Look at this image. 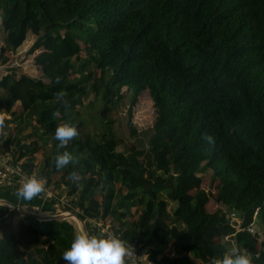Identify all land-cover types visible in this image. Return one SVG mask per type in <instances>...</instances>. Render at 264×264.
Listing matches in <instances>:
<instances>
[{
	"label": "trees",
	"instance_id": "trees-1",
	"mask_svg": "<svg viewBox=\"0 0 264 264\" xmlns=\"http://www.w3.org/2000/svg\"><path fill=\"white\" fill-rule=\"evenodd\" d=\"M0 17V66L31 33L29 54L37 53L42 74L0 81L2 128L16 126L0 135L2 149L32 174L40 142H50L37 178L49 186L60 175L55 184L68 190L67 211L88 228L89 220L115 225L130 217L112 232L151 264H206L241 254L264 264V0H0ZM124 89L131 138L147 139V147H128L112 131ZM90 92L102 102L99 139L77 120ZM143 92L156 119L138 135L132 114ZM63 123L78 134L61 146L53 134ZM64 151L73 161L57 169L55 156ZM205 171L212 172L215 195L202 188ZM211 199L227 211L209 213ZM256 211L261 243L246 231ZM231 212L244 218V231L229 223ZM1 228L0 264H67L63 247H39L35 228Z\"/></svg>",
	"mask_w": 264,
	"mask_h": 264
},
{
	"label": "rangeland",
	"instance_id": "rangeland-1",
	"mask_svg": "<svg viewBox=\"0 0 264 264\" xmlns=\"http://www.w3.org/2000/svg\"><path fill=\"white\" fill-rule=\"evenodd\" d=\"M4 38H5V33L3 31L2 21L0 17V49L4 47ZM35 41H36V37L30 33L27 36V40L25 41V43L18 49L17 52L12 53V54L7 53V56L9 57V62L4 66H0L1 67L0 81L8 74H13L16 78H20L21 76H24V75L30 78H33V79H38L42 77V74L39 68L34 63V57L37 55V53L33 55L29 54V50L31 49ZM82 56L85 57V54L83 53ZM126 91H127L126 89L123 90L125 99L121 101L118 111L116 113H112L110 116V119L113 123L112 131L119 140L121 141L124 140L128 147L131 146V143H135V142H138L139 144H142L144 147H147V139L140 138V137L131 138L130 130L128 127V122H129L128 111L130 108L131 97ZM101 107H102L101 97L97 96L93 92H90L88 97L84 100L83 105L78 107L77 120L82 121L84 123V132L93 135L97 139L101 137V134L104 131V127H103V124L100 118ZM14 111H16L18 115L19 114L21 115L23 109L21 107L20 102H17L15 104ZM3 118L10 119V116L3 115L2 119ZM155 119H156V114H155L153 101L151 100V97L148 92H143L138 97L136 108L132 114V122L134 125V130H136L137 134L140 135V133L153 127ZM15 127H16L15 124L12 123L11 125H9V130L0 128V135L1 134L5 136L8 135L9 131L11 130L14 131L16 129ZM30 134H31V129L28 128L24 131L22 136H26ZM39 145H40V150L35 155L36 168L33 172L35 177H37L43 165L44 159L46 157L51 156V143L50 142L48 143L40 142ZM138 158H139L140 164L143 167H148L147 159L144 155L140 154ZM199 176L202 178V188L212 193V195H215V189L210 186L212 172L205 171V172H202ZM59 177L60 175L54 176V179H53L54 181L49 186H46V183L43 180H41V182L44 186L43 191L46 190L45 192H48L52 195H57L59 198L63 199L64 202L62 201L60 202L59 209L61 210L62 213L64 212L63 214H65L66 212H69L66 209L67 207L66 201H68L66 194L68 190L64 186H61L60 188L56 187L55 183L59 181ZM193 190L194 189L189 191V193L186 196V199H189V197L193 195L194 193ZM14 209L12 210L11 215L9 217L2 218L0 216V238L2 236L1 227L3 225L4 226L10 225V223L14 221V217H16L17 213H20V211L23 215L26 214V212L23 211L22 209L19 211L17 209L15 210ZM219 209L223 211H227V209L223 205L217 204L213 199H211L209 204L207 205V211L209 213H215ZM63 214H60V217L68 218V216H64ZM71 216H75V215L72 214ZM92 221L93 220H89L88 225H90V227H96L97 229L103 226V228L108 227L110 231L112 232L113 227H119L118 226L119 223H116L114 225L113 224L114 222H112V219L110 218H108L105 221H99L98 223L100 224H95L96 221H93V222ZM83 224L84 226L85 225L87 226L86 222L85 223L83 222ZM78 226L79 225H77L76 227L78 228ZM257 226H258L259 231L263 233V227L259 223V221L257 222ZM18 231H19V227L16 228L15 232L18 233ZM170 256H172L171 252H170Z\"/></svg>",
	"mask_w": 264,
	"mask_h": 264
},
{
	"label": "clouds",
	"instance_id": "clouds-1",
	"mask_svg": "<svg viewBox=\"0 0 264 264\" xmlns=\"http://www.w3.org/2000/svg\"><path fill=\"white\" fill-rule=\"evenodd\" d=\"M74 125L63 123L55 128L53 138L59 141L61 146L66 145L70 139L77 135ZM209 143L211 137H206ZM73 161V156L68 152L58 153L55 156L54 165L61 169ZM70 179L76 180L78 176L71 173ZM41 180L35 176H28L24 182L16 188L17 200L30 201L43 191ZM127 249L124 242L115 237H98L88 233L76 235L71 242L70 248L63 252L62 259L67 264H125ZM213 264H252L251 259L246 255H224L222 259L215 260Z\"/></svg>",
	"mask_w": 264,
	"mask_h": 264
},
{
	"label": "crops",
	"instance_id": "crops-1",
	"mask_svg": "<svg viewBox=\"0 0 264 264\" xmlns=\"http://www.w3.org/2000/svg\"><path fill=\"white\" fill-rule=\"evenodd\" d=\"M0 128H2V121L0 122ZM16 188L17 187H0V216L2 218H7L11 215L13 209L9 206L15 208L20 207L28 212L23 215L20 211V213H17V216L14 217V221L10 223L15 234H19L22 227L28 228L31 226L37 230L38 235L36 238L39 247L47 243H52L63 247L65 250L70 248L71 242L76 235L81 233L92 235V227L88 228L86 225L85 227L83 221H79L75 216H71L72 214H70V212H66L65 214L61 212L59 204L61 201H64L57 195H52L45 192V190L33 197L30 201H24L23 199L17 200L15 196ZM60 214L68 216V218H62ZM131 220L130 217H127L124 219V223L126 224ZM133 222H136V220L133 219ZM125 224L119 223L118 226L121 227ZM77 225H79L78 228L76 227ZM18 227L19 231L16 233L15 230ZM174 255L175 254L172 253L171 257ZM124 259L125 264H127L126 257ZM194 264L204 263L195 260ZM252 264L254 263L252 262Z\"/></svg>",
	"mask_w": 264,
	"mask_h": 264
},
{
	"label": "built area",
	"instance_id": "built-area-1",
	"mask_svg": "<svg viewBox=\"0 0 264 264\" xmlns=\"http://www.w3.org/2000/svg\"><path fill=\"white\" fill-rule=\"evenodd\" d=\"M28 176H34V174L29 173V171L25 168L24 160H19L13 151H4L2 149V143L0 142V187H18ZM9 207L12 209L15 208L12 206ZM15 209L23 210V208L20 207H16ZM257 214L258 211H256L254 214L253 223L246 229V231L253 237H256L258 242L261 243L263 240V235L257 226ZM228 220L229 223L235 228L236 232L244 231L242 227L244 218L242 216H239L235 212H231L228 215ZM98 222L99 221H96L95 224H100ZM98 230H100L101 233L106 237L115 236L108 227L103 228L102 226L99 227ZM225 240L230 241L232 238L226 237ZM231 242L234 244L233 241ZM124 247L127 249L125 256L127 259V264H151L148 262L147 255L144 252L139 251L135 244H124ZM214 261L215 260H212L206 264H213Z\"/></svg>",
	"mask_w": 264,
	"mask_h": 264
},
{
	"label": "water",
	"instance_id": "water-1",
	"mask_svg": "<svg viewBox=\"0 0 264 264\" xmlns=\"http://www.w3.org/2000/svg\"><path fill=\"white\" fill-rule=\"evenodd\" d=\"M75 218L77 219V220H79V221H81L79 218H77L76 216H75Z\"/></svg>",
	"mask_w": 264,
	"mask_h": 264
}]
</instances>
